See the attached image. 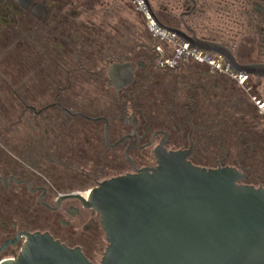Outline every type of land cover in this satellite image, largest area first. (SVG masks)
Instances as JSON below:
<instances>
[{
    "label": "flooded vegetation",
    "instance_id": "1",
    "mask_svg": "<svg viewBox=\"0 0 264 264\" xmlns=\"http://www.w3.org/2000/svg\"><path fill=\"white\" fill-rule=\"evenodd\" d=\"M72 2L0 0V263L18 256L23 233L48 234L85 255L79 240L93 252L101 229L97 215L77 200L59 199L154 168L158 148L189 152L187 160L197 167L235 168L246 175L245 184L264 190L263 165L252 169L240 162L242 154L230 151L237 143L222 148L215 131L218 107L234 111L223 113L230 126L242 125L237 112H254L246 95L254 94V105L263 101L262 80L240 76L239 84L229 69L212 73L190 59L169 67L149 49L115 60L86 56L76 48L82 13L70 8ZM195 11L194 0H180L172 29L223 46L239 65H264L263 0L252 5L254 26L246 27L242 15L221 20L223 41L204 38L217 25L202 29L189 20ZM246 28L258 31L257 43L238 35ZM113 65H127L131 80L111 81ZM233 83L247 86L246 95Z\"/></svg>",
    "mask_w": 264,
    "mask_h": 264
},
{
    "label": "water",
    "instance_id": "2",
    "mask_svg": "<svg viewBox=\"0 0 264 264\" xmlns=\"http://www.w3.org/2000/svg\"><path fill=\"white\" fill-rule=\"evenodd\" d=\"M142 2L159 29L222 58L235 75L262 80L264 101V65H239L223 46L164 27L148 0ZM108 78L129 82L131 70L113 65ZM188 155L158 148L154 168L97 183L85 197L59 199L77 200L97 215L106 243L99 264H264V190L245 184L235 168L197 167ZM22 235L18 256L0 264H92L79 248L48 234Z\"/></svg>",
    "mask_w": 264,
    "mask_h": 264
},
{
    "label": "trees",
    "instance_id": "3",
    "mask_svg": "<svg viewBox=\"0 0 264 264\" xmlns=\"http://www.w3.org/2000/svg\"><path fill=\"white\" fill-rule=\"evenodd\" d=\"M91 1L93 4L91 2L86 3V1L83 0L78 6L82 13L81 22H77L80 28H78L75 33L78 52L105 61L121 59L125 56L133 55L134 52L140 49H149L152 55H156L154 51L156 46H162L166 52L171 49L170 44L166 42L162 43L151 36L146 29V20L144 16L136 9L132 0H108L107 5L103 3L106 1ZM259 1L260 0H194L196 3V11L189 20L194 21L197 25L199 24L202 29L214 23L217 25L216 28L215 26L214 30L210 28L211 30L204 33L203 36L208 40V36L210 35L215 38V41H217V39L223 41V38L219 35V33H221L219 31V24L222 23L221 20L236 18L238 15H242L245 18L246 27L254 26L255 20L251 10L252 5L255 3L258 4ZM148 2L151 5L155 17L160 23L168 28L176 27L177 15L180 11V0H148ZM102 5H104L105 8L102 7ZM119 5L127 10L126 16L129 15L128 12H136L140 15L141 22L140 24L138 23V27L129 23L128 18L123 19V17L120 16L121 7H119ZM211 15H214L213 19H211ZM205 30L207 31V29ZM214 31H216V33ZM239 34L247 35V43L249 42V35L250 38L253 39V41L250 40L252 44L257 43L259 38L258 31L252 28H246L244 32L238 33V35ZM243 39L244 38L239 37L238 41H243ZM234 91L236 90L234 89ZM234 91H232L233 95ZM237 93L241 94L240 91ZM216 111H218L219 117L216 118L215 131L219 138L220 145L223 142V139L220 140V138L226 135L232 136V133H234L233 137L236 135L237 138H235L240 140L237 141L236 148L232 147L230 151L235 152L238 158L239 155L242 154L240 162H245L247 166L252 169L261 165L264 167V120L258 116L256 110L253 109L254 112L249 110L244 111V113L237 112V115L242 119V122H238L242 123V125L238 124L237 126L225 124L228 120V114L226 116V114L223 113L228 111L231 116V114L233 115L234 113L233 110H223L218 107ZM232 130H234V132ZM241 138L247 139L246 144L241 141ZM230 143L235 145L232 142ZM225 148H229L228 143H226ZM231 161L235 162V160ZM84 256L87 258L86 255ZM87 259L94 264L89 258Z\"/></svg>",
    "mask_w": 264,
    "mask_h": 264
},
{
    "label": "built area",
    "instance_id": "4",
    "mask_svg": "<svg viewBox=\"0 0 264 264\" xmlns=\"http://www.w3.org/2000/svg\"><path fill=\"white\" fill-rule=\"evenodd\" d=\"M136 9L142 13L146 20V29L151 36L160 42H166L171 45V49L166 52L162 46H156L154 51L156 56L162 60L167 66L171 67L174 63L180 60H192L194 63L209 68L212 73L229 74L228 67L224 64L222 58L208 53L200 52L195 49H189L186 44L177 43L175 36L171 35L164 30L159 29L146 12L142 0H132ZM238 80L239 84L242 83L243 78L233 76ZM255 105L259 112L264 115V102L255 101Z\"/></svg>",
    "mask_w": 264,
    "mask_h": 264
},
{
    "label": "rangeland",
    "instance_id": "5",
    "mask_svg": "<svg viewBox=\"0 0 264 264\" xmlns=\"http://www.w3.org/2000/svg\"><path fill=\"white\" fill-rule=\"evenodd\" d=\"M59 1H61V0H59ZM73 2L71 3V4H69V6H71L70 8H72L73 10H75V9H78V6H79V3H81L83 0H72ZM84 1H86V3L87 2H91L92 3V1L91 0H84ZM100 1H106V2H103L105 5H107V1L108 0H100ZM94 2V1H93ZM93 4V3H92ZM150 5V4H149ZM129 6V5H128ZM102 7H104L105 8V6L104 5H102ZM119 7H121L120 9H121V12H120V16L121 17H123V19H129L128 21H129V23H131L132 25H135V27H138V23L140 24V22H141V17H140V15H138L136 12H133V13H131V12H128V16H126L127 15V10L126 9H123V7L121 6V5H119ZM150 7H151V5H150ZM14 50H12V54H11V56H18V54H15L14 52H13ZM9 54V53H8ZM30 54L28 53V56H29ZM12 59H13V61H16V59L15 58H10L9 59V63H11L12 62V65L11 66H13V65H15V63H13V61H12ZM15 67H16V65H15ZM13 68V67H12ZM20 69V68H19ZM16 70L18 71V67L16 68ZM15 70V71H16ZM242 86H244V85H242ZM233 88L236 90V91H240V93L242 94H244V95H246V90H247V86L246 87H243L244 89H242V88H240V87H238L237 85H235L234 83H233ZM231 93V95H233L232 94V91L230 92ZM235 93V92H234ZM253 96H254V94H249V95H246V97H247V101L250 103V105H251V107H253L252 109H255V105H254V103H253V101H251V99L253 98ZM255 96H257V94H255ZM248 110H250L249 108H248ZM247 110V111H248ZM257 112V114H258V116L260 117V118H262L263 120H264V115L261 113V112H259L258 111V109H255ZM261 114H259V113ZM238 140H240V139H236L235 137H232L231 135L230 136H227L226 135V137L224 136L223 137V142L221 143V147L222 148H225V146H226V143L227 142H232V143H234V142H236L237 143V141ZM228 162V161H227ZM228 163H230L231 164V161H229ZM253 177H255V176H253ZM254 182V181H253ZM75 242H79V244H81L82 246H84L83 247V249H84V252H85V255L87 256V258H89L91 261H93V263L94 264H99V262H100V259H101V257H102V254H103V252H104V250H105V248H106V243H105V238H104V234H103V232H102V230L101 229H99V233H98V235H97V237H96V239L95 240H93V242H95V247H94V249H93V252H91V250H89L81 241H79V240H76Z\"/></svg>",
    "mask_w": 264,
    "mask_h": 264
},
{
    "label": "bare ground",
    "instance_id": "6",
    "mask_svg": "<svg viewBox=\"0 0 264 264\" xmlns=\"http://www.w3.org/2000/svg\"><path fill=\"white\" fill-rule=\"evenodd\" d=\"M84 197L86 196V195H83Z\"/></svg>",
    "mask_w": 264,
    "mask_h": 264
}]
</instances>
